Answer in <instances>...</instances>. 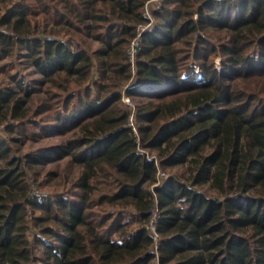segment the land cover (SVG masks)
<instances>
[{
    "label": "trees",
    "instance_id": "trees-1",
    "mask_svg": "<svg viewBox=\"0 0 264 264\" xmlns=\"http://www.w3.org/2000/svg\"><path fill=\"white\" fill-rule=\"evenodd\" d=\"M151 1L0 0V264H264V0Z\"/></svg>",
    "mask_w": 264,
    "mask_h": 264
},
{
    "label": "rangeland",
    "instance_id": "rangeland-1",
    "mask_svg": "<svg viewBox=\"0 0 264 264\" xmlns=\"http://www.w3.org/2000/svg\"><path fill=\"white\" fill-rule=\"evenodd\" d=\"M150 9H151V7H150ZM95 46H96V44L94 45V47ZM23 61H24V59H21V58L16 60L17 72H20L21 74L25 75L28 78V81L35 84L34 82L36 81V79H40V77L33 72L32 68H30V66L27 64L28 62H23ZM216 64L218 66L220 65V58H218L216 60ZM246 84H248L247 87H249V88H253L255 86L253 84V82H249ZM242 85H244V83ZM263 87H264V82L262 83V88ZM39 95H41V94H39ZM122 102L128 108L131 109L132 114L134 115V113L136 111V108H135L136 104H135L134 99L124 93V95L122 97ZM134 123L136 125L135 116H134ZM0 133H2V135H6L2 129H0ZM60 141H61V138H59L57 136L54 137L53 139L52 138L51 139H44V140H41L38 142H31V140H30V141H26L25 144H23L22 146L15 145V149H16V151L18 150L22 153L32 152V151H36L37 149L42 148V147H47V146L57 144ZM148 154H149L148 157L155 160V162L158 165L159 182L155 186H152L151 187L152 189H154L157 186L163 185L166 182V180L170 177H178V178H181V180H185V177L187 176L185 165L163 169L160 167L159 156L156 153H151V152H148ZM47 167L50 169L51 168L54 169L59 175H58V177L53 179L50 184L43 185L41 188H38V185H37V187H35L36 193L39 192L40 194H43V193L47 194V193L55 192V191H57L59 185H60L59 187H62L68 181L70 182L74 177L77 176V173H78L76 167L73 164H71L68 159L55 161V162L49 164ZM198 189H201V191H203V193H205L207 196H212L214 193L213 190L209 189V186L198 187ZM156 216H157V214L154 213L153 218H156ZM154 222L155 221H153V223H151V225L149 226L148 229L152 235H154L156 238H158V235L156 234V232L154 230L155 225H156V222L155 223Z\"/></svg>",
    "mask_w": 264,
    "mask_h": 264
},
{
    "label": "built area",
    "instance_id": "built-area-1",
    "mask_svg": "<svg viewBox=\"0 0 264 264\" xmlns=\"http://www.w3.org/2000/svg\"><path fill=\"white\" fill-rule=\"evenodd\" d=\"M163 0H153L151 1V6L149 5L146 10H145V16L151 21L149 24L145 25V26H142L139 28V36L146 30L148 29L152 23H153V19H152V12H151V9L150 7L154 6L156 8H160V4L162 3ZM233 1H238V0H233ZM139 46V41H135L130 50H129V53L131 55V58L132 60H134V57H135V54H136V51H137V47ZM130 126L133 128V131L138 134L137 132V128H136V125L134 123V115L132 114L131 117H130ZM155 219V218H154ZM155 223V222H154ZM155 230V229H154ZM155 237V236H154ZM155 239H157L155 237Z\"/></svg>",
    "mask_w": 264,
    "mask_h": 264
}]
</instances>
